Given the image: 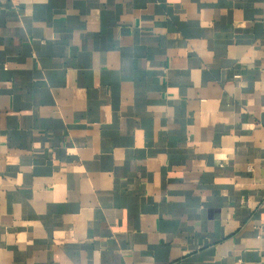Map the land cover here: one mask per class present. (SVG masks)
I'll return each mask as SVG.
<instances>
[{
  "label": "crops",
  "instance_id": "crops-1",
  "mask_svg": "<svg viewBox=\"0 0 264 264\" xmlns=\"http://www.w3.org/2000/svg\"><path fill=\"white\" fill-rule=\"evenodd\" d=\"M0 264H264V0H0Z\"/></svg>",
  "mask_w": 264,
  "mask_h": 264
}]
</instances>
